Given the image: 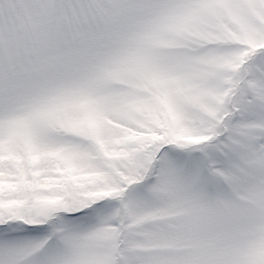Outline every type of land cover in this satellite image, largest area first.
<instances>
[{
	"label": "snow or ice",
	"instance_id": "snow-or-ice-1",
	"mask_svg": "<svg viewBox=\"0 0 264 264\" xmlns=\"http://www.w3.org/2000/svg\"><path fill=\"white\" fill-rule=\"evenodd\" d=\"M0 264H264V0H0Z\"/></svg>",
	"mask_w": 264,
	"mask_h": 264
}]
</instances>
